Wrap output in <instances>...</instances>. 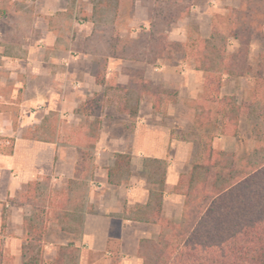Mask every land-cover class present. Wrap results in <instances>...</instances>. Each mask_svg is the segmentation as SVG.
<instances>
[{"label":"crops","instance_id":"obj_1","mask_svg":"<svg viewBox=\"0 0 264 264\" xmlns=\"http://www.w3.org/2000/svg\"><path fill=\"white\" fill-rule=\"evenodd\" d=\"M34 2L38 15L22 41L15 40L10 45L9 35L0 33V264H22V248L27 242L25 219L32 210L25 198L26 186L35 181L42 183L44 178H49L48 186L55 191L69 187L71 204L65 207L69 213L67 221L53 214L54 206L45 208L50 209L43 241L46 263L56 258L59 247L69 244L79 251L77 264H91L90 254L109 259L112 254L106 248L112 240L119 243V264H142L137 256L139 242L159 230L151 222L150 210L145 208L149 185L143 161L145 158L166 160L162 216L178 221L184 197L174 193L173 188L180 175L190 169L191 142L172 136L169 126L151 122L141 109H137L134 119L129 112L122 111L114 88L127 85L129 77L123 71L126 65L121 58L109 56V37L98 32L101 23L95 22L94 0H90V8L82 20L76 18L71 0ZM128 2L134 14L141 15L140 24L147 27V11L142 8L141 0H120L116 29L125 16ZM60 16L72 22L71 29L55 24ZM134 19L131 24H135ZM75 27L85 32L79 45ZM175 29L178 28L169 31L171 40L187 39L183 31ZM115 31L120 37L118 30ZM98 35L104 44L101 50L92 43ZM97 66L105 77L103 86L96 83ZM162 72L163 76L168 72L165 66ZM152 75V66L148 65L145 78L151 81ZM190 75L201 79L193 67L181 78L182 89L189 85ZM200 91L201 88L196 93ZM97 93L106 104L91 167L80 178L76 174L81 166L75 142L79 133L85 132L86 125L76 110ZM51 114L57 117L53 136L47 141L28 138L29 131L41 126ZM115 154L131 155L132 175L120 184H110L108 179ZM119 178L125 179L126 175L116 174L115 179ZM79 180L84 182L80 183L84 188L77 184ZM78 197L80 208L75 203ZM78 217L81 223L76 230Z\"/></svg>","mask_w":264,"mask_h":264},{"label":"trees","instance_id":"obj_2","mask_svg":"<svg viewBox=\"0 0 264 264\" xmlns=\"http://www.w3.org/2000/svg\"><path fill=\"white\" fill-rule=\"evenodd\" d=\"M95 22H104V12H109V21L114 23L120 0H94ZM179 1H154L149 11V29L141 30L142 49H134L132 60L154 65L169 59L175 48L188 47V55L194 69L202 73V92L195 101L194 127L207 138L202 150L192 161L189 171L179 177L173 192L184 197L181 218L178 221L162 216V199L166 190V160L145 158L144 174L149 185V199L145 208L150 210L158 233L141 239L137 256L142 264H264V53L254 73L257 96L252 103L237 102L233 96L223 95L226 78L245 77L252 71L249 63L251 41L259 36L264 41V0H243L238 7H226V12L211 18L207 37H196L189 43L173 41L168 28L186 18L189 3ZM110 32L114 27H110ZM113 37L107 38L111 50L109 56L125 58L116 51ZM140 40V39H139ZM235 40L237 47L229 50V41ZM116 41V40H115ZM138 43V40L134 41ZM96 83L103 86L105 77L95 73ZM143 86L150 94L153 87ZM256 95V94H255ZM259 95V96H258ZM138 99L131 109L122 111L136 116ZM160 99L154 98L152 108L160 110ZM105 103L102 95L95 94L79 105L76 110L84 118L86 130L79 133L75 144L79 154L80 168L77 176L82 178L93 161V151L101 128V114ZM246 117L251 125L252 136L257 146L245 157L238 158L234 151L217 150L212 141L219 135L235 137L241 118ZM57 117L53 114L43 124L30 130L28 138L47 141L53 134ZM12 152L9 147L8 153ZM131 155L115 154L113 167L108 170L110 184L126 182L132 175L129 170ZM116 174L126 175L115 179ZM76 178V177H75ZM49 178L32 182L26 186L25 198L32 210L25 219L26 239L23 245L22 264H66V259L77 264L79 251L72 245L61 246L56 258L46 263L43 258L44 237L49 221V210L67 221L70 188L55 191L49 188ZM76 183V181H74ZM72 183V181L70 182ZM69 183V185H70ZM82 180L77 184L82 188ZM59 197V202H55ZM80 208V197L76 198ZM50 206V209L45 208ZM58 209V210H57ZM79 230L81 218H76ZM4 227V221L3 225ZM63 230H70L63 227ZM107 252L112 254L111 264H119V243L109 240Z\"/></svg>","mask_w":264,"mask_h":264},{"label":"rangeland","instance_id":"obj_3","mask_svg":"<svg viewBox=\"0 0 264 264\" xmlns=\"http://www.w3.org/2000/svg\"><path fill=\"white\" fill-rule=\"evenodd\" d=\"M34 1L35 0H0V33L9 35L8 40L10 41V45L16 41H22L29 32L28 30L32 21L35 19L36 15H38L36 10L37 5ZM154 1H168L171 3L173 1L181 2L182 0H141L142 8L147 11V27L140 24L143 20L141 19V15H135L133 6L128 2L126 4L125 16L120 21L118 29L114 26L116 21L114 23L109 21L110 13L107 11L103 13L105 20L98 26V32L100 34L104 32L107 37L112 36L116 47L115 49L117 50L116 52L118 54L122 52L125 56V58L122 59L126 65L123 71L127 74L129 80L127 85L114 88L116 94L119 95L118 102L120 106L131 109L138 99V110L141 109L142 113L147 115L146 117H149L151 122L167 125L172 129V136L191 142V161H193L202 150V146L207 138L194 127L196 112L195 101L202 92V87H200V80L203 81L202 73L199 72L201 79L190 75L188 78L189 85L183 89L180 87L181 78L186 77L189 70L194 67V63L188 55V47L185 49L175 48L169 59L157 61L154 65L132 60L130 56V53L134 49H142L141 43H139V41L141 42L143 40L140 35V28L149 29L148 14L149 11H151V9L153 10L155 7H153L152 3ZM242 1L243 0H185L184 3H189L190 5L189 14L186 18H182L178 22L172 24L168 28V35L170 29L176 27L184 32V37H187V39L189 38V43L198 36L207 37L210 33L211 18L213 15L226 12V7H238ZM71 2V6L75 8L74 12L76 18L82 20L86 11L90 8V0H71ZM134 17L135 24H131ZM59 18L60 19L55 20L57 26L71 29L72 22L69 19L63 16ZM110 27H114V31L110 32ZM178 29H175V31L178 32ZM14 30H16V33ZM115 30H118L120 37L117 36ZM74 33L78 39V45L81 44L85 32L75 27ZM135 40H138V43H135ZM173 41L176 40L173 39ZM92 43L99 50L104 46L99 35L94 38ZM236 47L237 42L235 40H230L229 50L234 51ZM261 53H264V41L259 36H255L251 41L249 53V63L252 67L251 73L245 77L226 78L221 91L223 95L233 96L237 102L249 104L252 103L255 96L260 93V96H258L261 97V102L264 103V94L262 95L261 92L257 91L254 79L256 65L260 59L259 55ZM99 63L101 62L99 61ZM148 65L152 66V71L154 72V75H152L153 80L151 81L145 78V68ZM162 66H165L168 71L165 76L162 74ZM96 71H100L99 66L96 67ZM147 83L150 84V87H153L150 94H147V90L143 88ZM147 86L149 89V85ZM200 88L201 91L197 94L196 91ZM110 90H113V87H111ZM189 94L195 97L189 96ZM154 98L160 99L161 107L159 111H155L151 107ZM107 102L114 101L108 100ZM104 103L106 104L105 99ZM130 118L134 119L135 117L130 116ZM256 146L257 143L252 136L250 122L246 117L241 118L238 132L235 137L219 135L212 141L213 148L217 150L234 151L239 159L245 157ZM69 202L66 204L68 207L71 205ZM157 230L158 228L156 231ZM73 261L67 258L66 264H73ZM89 261L91 264H111L112 256L107 259L102 258L100 255L90 254Z\"/></svg>","mask_w":264,"mask_h":264}]
</instances>
